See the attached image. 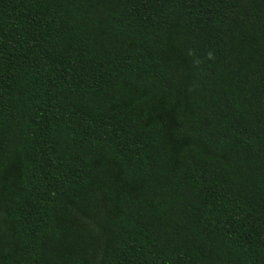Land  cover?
Returning a JSON list of instances; mask_svg holds the SVG:
<instances>
[{"label": "trees", "instance_id": "trees-1", "mask_svg": "<svg viewBox=\"0 0 264 264\" xmlns=\"http://www.w3.org/2000/svg\"><path fill=\"white\" fill-rule=\"evenodd\" d=\"M0 264H264V0H0Z\"/></svg>", "mask_w": 264, "mask_h": 264}]
</instances>
